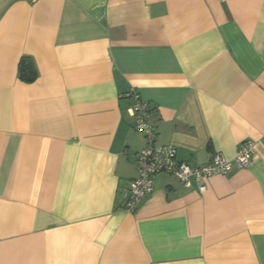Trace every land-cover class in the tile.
<instances>
[{
  "label": "crops",
  "instance_id": "crops-1",
  "mask_svg": "<svg viewBox=\"0 0 264 264\" xmlns=\"http://www.w3.org/2000/svg\"><path fill=\"white\" fill-rule=\"evenodd\" d=\"M135 88L178 160L251 165L124 210ZM0 264H264V0H0Z\"/></svg>",
  "mask_w": 264,
  "mask_h": 264
},
{
  "label": "built area",
  "instance_id": "built-area-1",
  "mask_svg": "<svg viewBox=\"0 0 264 264\" xmlns=\"http://www.w3.org/2000/svg\"><path fill=\"white\" fill-rule=\"evenodd\" d=\"M127 96L133 99L128 108L129 115L134 120L135 129L144 136L146 143L135 157L138 176L130 181L124 210L135 211L141 200L154 192V179L159 173H170L186 187H190L194 180L198 184L200 192L203 193L207 190L206 180L210 177L225 175L234 167L243 169L251 165L255 157L252 141L242 142L233 159H228L219 152L202 165H192L186 161L178 160L175 145L156 144L158 132L150 120L149 101L144 99L136 88L132 89Z\"/></svg>",
  "mask_w": 264,
  "mask_h": 264
},
{
  "label": "trees",
  "instance_id": "trees-1",
  "mask_svg": "<svg viewBox=\"0 0 264 264\" xmlns=\"http://www.w3.org/2000/svg\"><path fill=\"white\" fill-rule=\"evenodd\" d=\"M19 77L27 83H31L36 80L37 71L33 60L30 57H22L19 63Z\"/></svg>",
  "mask_w": 264,
  "mask_h": 264
}]
</instances>
